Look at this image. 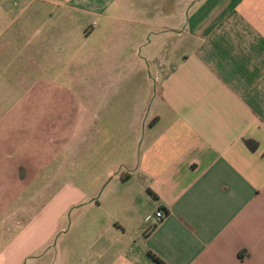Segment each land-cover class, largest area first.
<instances>
[{
    "label": "crops",
    "instance_id": "0c3cea01",
    "mask_svg": "<svg viewBox=\"0 0 264 264\" xmlns=\"http://www.w3.org/2000/svg\"><path fill=\"white\" fill-rule=\"evenodd\" d=\"M115 1L17 0L11 21L0 15V41H17L14 62L0 46V243L13 236L9 264H23L28 255H16L17 225L46 229L39 243L50 246L46 264H163L151 251L164 264H264V0H160L154 16L142 10L113 17L137 27L114 33L108 51L116 60L126 55L137 73H154L157 95L119 108L121 102L95 96L75 119L100 131L109 122L113 135L125 128L130 159L119 160V174L108 172L114 175L94 201L70 182L54 192V179L42 181L40 204L21 209L30 218H20L25 176L17 175V121L38 118L34 105L43 90L34 100L21 93L51 81L17 72L80 66L66 51L101 25L85 23L81 14L96 15ZM58 102L64 111L44 110L40 118L70 119L72 102ZM82 205L85 216L68 225L67 214ZM160 210L165 216L158 220Z\"/></svg>",
    "mask_w": 264,
    "mask_h": 264
},
{
    "label": "rangeland",
    "instance_id": "374dc122",
    "mask_svg": "<svg viewBox=\"0 0 264 264\" xmlns=\"http://www.w3.org/2000/svg\"><path fill=\"white\" fill-rule=\"evenodd\" d=\"M128 3L127 8L126 0H117L109 9L96 15L81 14L86 20L85 23L93 20L100 22L101 25H94L93 30L96 31L90 39H83L79 42L73 41L71 45L73 48L69 49L68 52L66 51L65 58L72 60V63L80 59L78 61L80 66H74L68 62L69 64L59 70L51 72H17V75L23 76V78L27 76L33 80L41 78L42 81H51L48 85L43 87L32 86L21 93H29L34 100L36 91L43 90L40 94V100L34 105V108L39 110L38 118L17 121L18 125L21 126L20 128L17 126V175L21 173V176H25L21 184L22 188L17 206L20 208L18 214L20 213V218L24 221L29 220L30 216L24 212L26 210L21 209L30 204L34 207L40 204V198L35 195L45 192V184L42 181L54 179L55 183L50 191H56L63 183L70 182L78 186L87 194L88 198L92 199L94 196L99 197L102 194L111 176L114 175L113 173L108 178L106 177L111 169L119 174V160L130 159V154L124 147L125 143H123L125 128L119 130L118 135H113L110 131L113 129H111L109 122H107L106 131H104L106 126H102L103 130L100 131L98 127L94 126V123L82 126L75 119L79 110L83 107L87 109L83 101L92 100L95 96L101 95L112 100V102H121L116 105V108H119L125 107L126 102L131 101V99L152 98L157 95V91L154 89L156 85L154 73H137L136 69H131L129 65H126L124 61L127 58L126 55L119 56L116 60L109 52L110 48L113 47L110 42L114 41H111L110 38L114 33H119L126 24L129 27L132 25L134 28L137 27L136 24L112 18L124 17L125 12L137 16L142 10H147L150 12V16H154L160 0H131ZM16 5L17 0H5V2L0 3V15L6 16V21H11L17 15ZM72 15L76 14L72 13ZM140 26H138V32L142 33ZM8 38L10 37L7 36L4 41L1 40L0 46L6 51L4 59L7 58V61L11 62L17 54V41ZM138 49L141 50V48ZM141 73L146 74L148 78L143 79ZM5 75L8 76L9 74L5 73ZM146 79L149 80V85L146 83ZM52 85L54 86L50 88ZM46 98L55 100L52 104H47L44 103ZM63 98H68L72 102L69 106L70 112H73L70 119L62 120L61 116L56 113L48 115L52 116L50 118H40L44 115L40 114L41 111L45 113L44 110H48V113L49 111H64L61 108V103L58 102ZM22 109L23 111L27 110L23 107ZM115 146L119 147L116 155L110 152ZM101 147L106 149L103 154L100 151ZM19 167L23 168L20 170ZM81 207L87 209L86 205H82L67 214L65 221L68 225L75 216L80 214L78 210ZM83 214H80L81 217L85 216ZM24 228L22 225H17V231H13L19 237L18 243H22L20 247L15 248L16 255L19 251H27L28 255L24 258L23 264H35V259L38 256L42 258L40 264H46L47 256L45 254L50 246L46 249L39 244L48 237L46 229L43 228L39 232H34L29 229L24 231ZM5 238V243H0V264H2L3 255L6 264H9L11 251L8 249V243L11 242L13 236L7 233ZM55 242L56 237L53 240V243ZM12 250L14 251V249Z\"/></svg>",
    "mask_w": 264,
    "mask_h": 264
},
{
    "label": "trees",
    "instance_id": "16d2710c",
    "mask_svg": "<svg viewBox=\"0 0 264 264\" xmlns=\"http://www.w3.org/2000/svg\"><path fill=\"white\" fill-rule=\"evenodd\" d=\"M247 143H248L252 148L256 147V145H257V144H255V146L252 145L251 141H247ZM125 177H127V176H125ZM149 191H150L151 193H153L154 195H156L151 189H149ZM150 254H151V255H152L157 261H159V262H161V263L164 264V261H163L160 257H158L155 253H153V252L151 251Z\"/></svg>",
    "mask_w": 264,
    "mask_h": 264
},
{
    "label": "built area",
    "instance_id": "2783aa9c",
    "mask_svg": "<svg viewBox=\"0 0 264 264\" xmlns=\"http://www.w3.org/2000/svg\"><path fill=\"white\" fill-rule=\"evenodd\" d=\"M164 216H165V213H164L162 210H160V211H158V212L156 213V217H157L158 220H161ZM150 218H151V217H149V219H150Z\"/></svg>",
    "mask_w": 264,
    "mask_h": 264
}]
</instances>
